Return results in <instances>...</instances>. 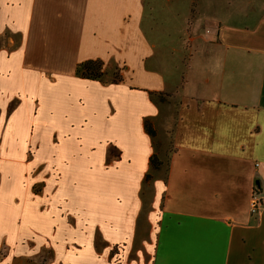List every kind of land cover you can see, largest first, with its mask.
Here are the masks:
<instances>
[{"label":"crops","instance_id":"obj_1","mask_svg":"<svg viewBox=\"0 0 264 264\" xmlns=\"http://www.w3.org/2000/svg\"><path fill=\"white\" fill-rule=\"evenodd\" d=\"M151 1L0 0V264H264V0Z\"/></svg>","mask_w":264,"mask_h":264},{"label":"rangeland","instance_id":"obj_2","mask_svg":"<svg viewBox=\"0 0 264 264\" xmlns=\"http://www.w3.org/2000/svg\"><path fill=\"white\" fill-rule=\"evenodd\" d=\"M179 1L181 2V0ZM150 4L152 5L153 9L148 6L145 14L146 21L142 24V31L144 33H147V38L150 40V43L154 41L157 46H162V49L170 47L171 45H173V47L182 46V40L187 37V33H185L186 27L184 26V19H186V16L188 15V4L186 3L181 5V9L179 11L182 12H178V15L175 14V16L174 13L169 12L166 8H163L164 2L161 0H152ZM174 4L177 5V3ZM150 24H152L153 30L149 35L148 27L150 26ZM103 69L104 78L101 80L102 82H121L122 76L120 74L121 69H119V67H117L116 65L106 66V64L104 63ZM122 69L124 68L122 67ZM172 72L173 70L169 69L167 71V75L171 74L172 76ZM120 249H122V247L116 246L115 251L113 252L116 254L114 256L116 260H121L120 256L117 255H120Z\"/></svg>","mask_w":264,"mask_h":264},{"label":"trees","instance_id":"obj_3","mask_svg":"<svg viewBox=\"0 0 264 264\" xmlns=\"http://www.w3.org/2000/svg\"><path fill=\"white\" fill-rule=\"evenodd\" d=\"M104 63L101 60H90L86 61L78 66V72L86 79L101 81L104 78ZM145 129L147 133L154 138L156 132L152 126L146 122ZM152 167L156 170L160 169L162 163L159 161L156 155H153L150 159Z\"/></svg>","mask_w":264,"mask_h":264},{"label":"built area","instance_id":"obj_4","mask_svg":"<svg viewBox=\"0 0 264 264\" xmlns=\"http://www.w3.org/2000/svg\"><path fill=\"white\" fill-rule=\"evenodd\" d=\"M260 206H261L260 199H259L257 194H254L252 201H251V212H252V214L257 213Z\"/></svg>","mask_w":264,"mask_h":264}]
</instances>
